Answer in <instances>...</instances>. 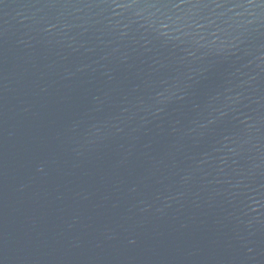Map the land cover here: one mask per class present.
<instances>
[{
	"label": "water",
	"instance_id": "95a60500",
	"mask_svg": "<svg viewBox=\"0 0 264 264\" xmlns=\"http://www.w3.org/2000/svg\"><path fill=\"white\" fill-rule=\"evenodd\" d=\"M0 264H264V0H0Z\"/></svg>",
	"mask_w": 264,
	"mask_h": 264
}]
</instances>
